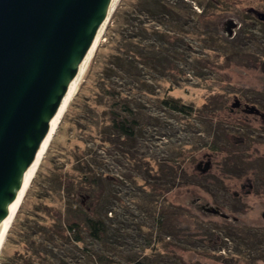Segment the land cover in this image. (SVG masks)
I'll list each match as a JSON object with an SVG mask.
<instances>
[{"label":"trees","instance_id":"obj_1","mask_svg":"<svg viewBox=\"0 0 264 264\" xmlns=\"http://www.w3.org/2000/svg\"><path fill=\"white\" fill-rule=\"evenodd\" d=\"M193 3L201 7V12H195L201 22L205 5L200 0H123L116 8L103 44L110 52L103 54L99 47L96 50L100 56L94 65L96 93L89 102L80 105L86 107V113L78 115L79 125L85 122L81 126L84 146L77 145L70 153L68 150L69 154L59 152L66 156L59 160L62 163L59 172L50 174L49 183L54 185L53 192L62 204L49 208L50 216H39L37 209L26 210L23 202L20 204L7 237L10 243L23 242L25 246L23 251L5 256L3 264H69L76 257L85 264H151L143 257L116 256L111 239L116 235L112 221L118 217L117 208H123L119 204L122 198L115 196L116 187L121 192L122 185L121 174L111 167V157L131 163L140 171L141 180L137 182L141 183L136 185L144 194L141 207L156 216V230L168 236L173 232L165 230L163 221L170 213L169 194L194 184L208 191L209 186L213 189L220 183L217 178L205 179L209 161L203 168L201 163L195 168L205 180L200 184L190 180L194 173L189 171V165L193 155L195 159V152H190L185 145L171 149V154L162 160L137 154V146L152 128L157 131L162 117L170 118L172 114L203 117L209 142L197 149L224 153L228 158L238 156V161L244 159L230 150L231 131L225 126V116H221L224 95H219L221 100H216L217 96L215 100L210 98L202 111H198L194 105L169 94L188 76H204L205 69L215 63L204 55L192 53L195 41L208 40L211 46L204 47L203 51L214 50L213 45L230 47L220 36L216 19L204 21L205 31L199 28V22L192 23ZM165 82L170 84L166 90L162 86ZM72 105L79 106V103L73 101ZM236 105L235 101L232 107ZM56 136L48 151L57 149ZM229 166L223 168L224 173L233 170Z\"/></svg>","mask_w":264,"mask_h":264},{"label":"rangeland","instance_id":"obj_2","mask_svg":"<svg viewBox=\"0 0 264 264\" xmlns=\"http://www.w3.org/2000/svg\"><path fill=\"white\" fill-rule=\"evenodd\" d=\"M122 2L118 0L114 11ZM200 2L205 5L204 18L199 22L195 12H201V7L193 3L192 23L199 22V28L205 31L204 21L216 19L219 21V34L230 47L225 49V46L213 45L216 51H203L204 47L211 46L208 40L193 41L195 49L192 53L204 55L215 63L205 69L204 76H188L169 94L194 105L198 111H202V106L210 98L217 96V100L219 95H224L225 108L221 110V116H225V126L231 131L228 137L230 150L244 159L238 161V156L228 158L224 153L197 149L209 142L203 117L186 118L176 114L170 118L162 117L157 131L152 128L137 146V154L162 160L171 154V149L185 145L190 152H195V159L193 155L189 165V171L194 173L190 180H197L200 184L205 179L217 178L220 183L213 189L209 186L208 191L194 184L169 194L170 213L163 221L165 230L173 232L168 236L160 229L156 230V216L142 208L144 194L136 185L141 183L137 182L141 180L140 171L133 164L116 161V157L112 156L111 167L121 174L119 180L122 185L121 192H117L116 187L115 196L122 198L119 204L123 208H117L120 215L112 221V231L116 235L111 239L114 240L116 256L123 255L125 259L128 256L143 257L151 264H264V0ZM113 13L96 47L103 54L110 52L103 44L106 43L107 26L113 23ZM96 50L79 80L76 90L79 96L73 95L51 140L57 134L54 141L56 152L48 151L50 142L47 154L45 152L22 199L23 207L30 211L37 209L39 216H50L48 209L62 204L53 192L54 185L49 183L50 174L59 172L62 164L59 160L66 156L59 152L68 153L69 150L70 153L77 145L84 146L81 126L85 122L81 121L79 125L78 115L86 113V107L82 106L94 97L97 90L94 65L100 56L96 55ZM162 86L166 90L170 84L165 82ZM73 101L82 105L81 108L72 105ZM235 101L238 105L232 107ZM91 103L94 105V99ZM206 162L210 168L204 179L195 168L198 163L203 168ZM229 165L233 170L224 173L223 168H229ZM67 167H71L70 163ZM136 177L139 178L135 181ZM236 192L239 196L235 195ZM229 226L233 231L228 229ZM24 246L23 242L10 243L6 236L0 264H3L5 256L15 255L17 250L23 251ZM85 263L79 257L69 262Z\"/></svg>","mask_w":264,"mask_h":264},{"label":"water","instance_id":"obj_3","mask_svg":"<svg viewBox=\"0 0 264 264\" xmlns=\"http://www.w3.org/2000/svg\"><path fill=\"white\" fill-rule=\"evenodd\" d=\"M113 2L0 0V231Z\"/></svg>","mask_w":264,"mask_h":264},{"label":"bare ground","instance_id":"obj_4","mask_svg":"<svg viewBox=\"0 0 264 264\" xmlns=\"http://www.w3.org/2000/svg\"><path fill=\"white\" fill-rule=\"evenodd\" d=\"M118 2V0H114L113 2V5H112V8L107 16V18L105 19L102 27L100 28L99 32L97 33L89 51H88V54L86 56V59L85 61L83 62L82 66L80 67L78 73H77V76L75 77L73 83L71 84L68 92H67V95L65 96L57 114L55 115L53 121H52V124H51V127L45 137V139L43 140L42 144H41V147L38 151V154H37V157L35 159V161L33 162L32 166L30 167V169L28 170L26 176H25V179H24V182L19 190V192L17 193L16 195V198H15V201L9 211V214L6 216L4 222H3V225H2V229L0 231V253H1V250H2V247L4 245V242L6 240V236H7V232L9 230V227L13 221V218L22 202V199L26 193V190L32 180V178L34 177L35 175V172L57 130V127L63 117V114L67 108V106L69 105V102L70 100L72 99L73 95L75 94L76 90H77V87H78V83H79V80L86 68V65L87 63L89 62L90 58L92 57L94 51L96 50V47H97V43L99 41V38L102 34V31L106 25V23L108 22L110 16H111V12L113 10V8L116 6V3Z\"/></svg>","mask_w":264,"mask_h":264},{"label":"flooded vegetation","instance_id":"obj_5","mask_svg":"<svg viewBox=\"0 0 264 264\" xmlns=\"http://www.w3.org/2000/svg\"><path fill=\"white\" fill-rule=\"evenodd\" d=\"M240 104V103H239ZM243 186V185H242ZM236 196H239V193L238 192H236V194H235Z\"/></svg>","mask_w":264,"mask_h":264}]
</instances>
